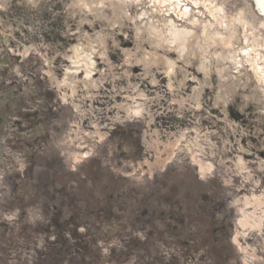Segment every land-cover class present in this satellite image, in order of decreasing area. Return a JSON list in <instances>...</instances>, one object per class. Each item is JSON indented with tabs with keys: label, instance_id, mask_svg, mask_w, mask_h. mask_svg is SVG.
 <instances>
[{
	"label": "rangeland",
	"instance_id": "obj_1",
	"mask_svg": "<svg viewBox=\"0 0 264 264\" xmlns=\"http://www.w3.org/2000/svg\"><path fill=\"white\" fill-rule=\"evenodd\" d=\"M73 1L0 0V264H264V86L240 26L201 39L251 2ZM164 19L191 45L152 42ZM85 40L91 76L58 84Z\"/></svg>",
	"mask_w": 264,
	"mask_h": 264
},
{
	"label": "bare ground",
	"instance_id": "obj_2",
	"mask_svg": "<svg viewBox=\"0 0 264 264\" xmlns=\"http://www.w3.org/2000/svg\"><path fill=\"white\" fill-rule=\"evenodd\" d=\"M76 0L73 1L75 3ZM159 5H165L166 3L172 10H178L180 8L179 2L180 0H154ZM253 5V8L256 11L255 17L256 21L249 19L243 10H240L233 20L230 21L228 34L223 36L218 33H211L209 29V24L204 26V30L202 32V38L204 43L206 42H216L224 46L225 43L231 42L235 36L233 31L238 30L236 27L243 29L242 32V41L243 46L238 50V55L243 53L244 59L253 72L254 77L257 80V83H260L264 86V2L262 0H249ZM203 3L205 8L210 13L211 17L214 18L215 22H221L224 18V8L221 4L220 6L213 4V0H196L195 4ZM250 4V5H251ZM181 5V4H180ZM184 9V8H183ZM181 16H188V9L182 10L180 13ZM222 17V18H221ZM193 23L196 22V19H191ZM163 27L161 29H157V26H154L150 29V34L153 37L152 42L156 43L158 46L174 47L177 48L178 51L184 50L188 45H191V39L194 38V32L188 29L186 26H178L173 20H165L163 21ZM157 27V28H156ZM250 31V33L248 32ZM248 32V33H247ZM235 33V32H234ZM98 40L104 42V38L102 35L97 36ZM227 46V45H226ZM225 46V47H226ZM230 48V47H229ZM263 48V49H262ZM227 49V48H226ZM229 52V49H227ZM93 46L91 41H83L78 45H73L71 48V54L68 56L70 65L67 66L65 72L61 79L57 80L58 84H65L67 86L72 87V78L75 73L81 72L85 79H89L91 76V72L94 67L93 61ZM228 58H231L234 62L235 66L241 65L242 61L237 57V54L233 52V54L229 55ZM156 61L161 63L163 67L170 72L173 70V62L169 61L165 58H158ZM155 62V61H154ZM71 82V83H68ZM73 88V87H72ZM130 115H136L141 113V109L137 106H131L128 110ZM179 142V139H175L173 146H175ZM86 155V153H77L74 156L75 160ZM210 169V165H206L200 162L199 170L201 174H204L205 171ZM251 219V220H250ZM261 222V217H254L252 215L244 213L242 218L239 219V223L242 226H247L248 228H254L259 226Z\"/></svg>",
	"mask_w": 264,
	"mask_h": 264
},
{
	"label": "snow or ice",
	"instance_id": "obj_3",
	"mask_svg": "<svg viewBox=\"0 0 264 264\" xmlns=\"http://www.w3.org/2000/svg\"><path fill=\"white\" fill-rule=\"evenodd\" d=\"M262 2H264V0H262Z\"/></svg>",
	"mask_w": 264,
	"mask_h": 264
}]
</instances>
